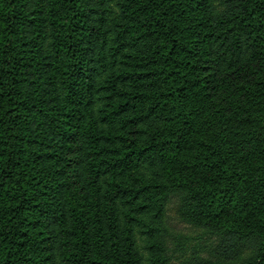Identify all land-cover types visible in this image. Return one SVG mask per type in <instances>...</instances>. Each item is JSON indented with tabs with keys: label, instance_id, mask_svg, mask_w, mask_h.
Segmentation results:
<instances>
[{
	"label": "trees",
	"instance_id": "1",
	"mask_svg": "<svg viewBox=\"0 0 264 264\" xmlns=\"http://www.w3.org/2000/svg\"><path fill=\"white\" fill-rule=\"evenodd\" d=\"M0 264H264V0H0Z\"/></svg>",
	"mask_w": 264,
	"mask_h": 264
},
{
	"label": "rangeland",
	"instance_id": "2",
	"mask_svg": "<svg viewBox=\"0 0 264 264\" xmlns=\"http://www.w3.org/2000/svg\"><path fill=\"white\" fill-rule=\"evenodd\" d=\"M170 213L173 215V209L170 210ZM173 222H174V224H175L177 227H179V228H181V229H183V230H186V228L183 227V224H179V223L176 222V221H173Z\"/></svg>",
	"mask_w": 264,
	"mask_h": 264
}]
</instances>
